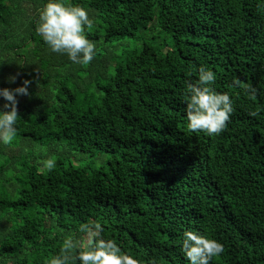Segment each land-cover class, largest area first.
<instances>
[{"label": "trees", "instance_id": "obj_1", "mask_svg": "<svg viewBox=\"0 0 264 264\" xmlns=\"http://www.w3.org/2000/svg\"><path fill=\"white\" fill-rule=\"evenodd\" d=\"M0 264H264V0H0Z\"/></svg>", "mask_w": 264, "mask_h": 264}]
</instances>
